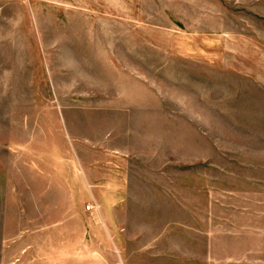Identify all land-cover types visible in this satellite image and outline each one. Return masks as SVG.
Wrapping results in <instances>:
<instances>
[{
    "label": "rangeland",
    "instance_id": "374dc122",
    "mask_svg": "<svg viewBox=\"0 0 264 264\" xmlns=\"http://www.w3.org/2000/svg\"><path fill=\"white\" fill-rule=\"evenodd\" d=\"M0 264H264V0H0Z\"/></svg>",
    "mask_w": 264,
    "mask_h": 264
}]
</instances>
